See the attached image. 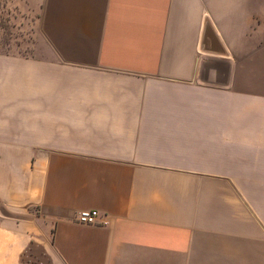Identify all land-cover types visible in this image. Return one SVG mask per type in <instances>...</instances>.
Returning <instances> with one entry per match:
<instances>
[{"label": "crops", "instance_id": "crops-1", "mask_svg": "<svg viewBox=\"0 0 264 264\" xmlns=\"http://www.w3.org/2000/svg\"><path fill=\"white\" fill-rule=\"evenodd\" d=\"M2 1L0 264H264V0Z\"/></svg>", "mask_w": 264, "mask_h": 264}, {"label": "water", "instance_id": "water-1", "mask_svg": "<svg viewBox=\"0 0 264 264\" xmlns=\"http://www.w3.org/2000/svg\"><path fill=\"white\" fill-rule=\"evenodd\" d=\"M198 51L202 54V57L198 60L197 68L199 75L196 77V80L216 87L229 86L232 77L233 62L227 47L208 14L203 16ZM206 67H212L214 70L212 76L202 75V71L206 70ZM0 215L12 216L4 211L1 201Z\"/></svg>", "mask_w": 264, "mask_h": 264}, {"label": "built area", "instance_id": "built-area-1", "mask_svg": "<svg viewBox=\"0 0 264 264\" xmlns=\"http://www.w3.org/2000/svg\"><path fill=\"white\" fill-rule=\"evenodd\" d=\"M75 221L87 225H107V215H100L97 210L82 209L75 213Z\"/></svg>", "mask_w": 264, "mask_h": 264}, {"label": "trees", "instance_id": "trees-1", "mask_svg": "<svg viewBox=\"0 0 264 264\" xmlns=\"http://www.w3.org/2000/svg\"><path fill=\"white\" fill-rule=\"evenodd\" d=\"M2 5L4 6V8L2 10L0 9V26L2 25L1 27L4 28L3 32L5 31L7 32V29L12 26V25L7 24V22H10L13 15H12V12H10V8L5 7V3H2ZM1 11H3L4 15L1 14ZM5 35H6L5 33L2 34L0 32V50L6 49L5 41L7 37H5ZM1 37H3L2 39L3 41H1Z\"/></svg>", "mask_w": 264, "mask_h": 264}, {"label": "rangeland", "instance_id": "rangeland-1", "mask_svg": "<svg viewBox=\"0 0 264 264\" xmlns=\"http://www.w3.org/2000/svg\"><path fill=\"white\" fill-rule=\"evenodd\" d=\"M4 1H5V0H4ZM2 2H3V1H2ZM1 14L4 15V14H3V11H1ZM7 24L12 25L13 28L15 29L14 17H12L11 20H10V22H7ZM1 26H2V25H1ZM1 26H0V32H1L2 34L5 33V34H6L5 37H8V31H7V32H6V31L3 32L4 28L1 27ZM12 26H11V27H12ZM8 30H9V29H8ZM12 31L14 32V30H12ZM19 31H20V30H19ZM19 31H17V32H19ZM20 33H21V31H20ZM12 35H13V34H12ZM18 36H20V34H18ZM2 39H3V37H1V41H3ZM253 112H254V111H250V113H253ZM250 113H249V114H250ZM249 114H247V116H249ZM252 115H253V114H252Z\"/></svg>", "mask_w": 264, "mask_h": 264}]
</instances>
